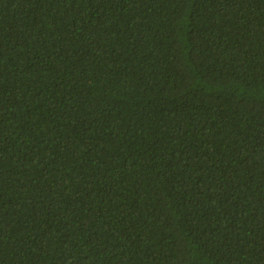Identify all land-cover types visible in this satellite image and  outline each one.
I'll return each mask as SVG.
<instances>
[{"label":"trees","instance_id":"16d2710c","mask_svg":"<svg viewBox=\"0 0 264 264\" xmlns=\"http://www.w3.org/2000/svg\"><path fill=\"white\" fill-rule=\"evenodd\" d=\"M0 264H264V0H0Z\"/></svg>","mask_w":264,"mask_h":264}]
</instances>
